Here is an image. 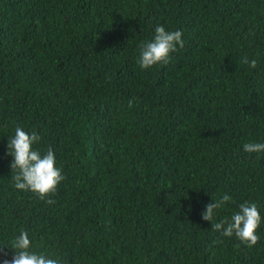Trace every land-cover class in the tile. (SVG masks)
Masks as SVG:
<instances>
[{"label": "trees", "instance_id": "trees-1", "mask_svg": "<svg viewBox=\"0 0 264 264\" xmlns=\"http://www.w3.org/2000/svg\"><path fill=\"white\" fill-rule=\"evenodd\" d=\"M158 25L184 47L142 70ZM17 126L62 169L51 205L14 186ZM252 142L264 143V0H0V264L21 230L60 264H264ZM224 194L213 223L258 206L253 248L202 219Z\"/></svg>", "mask_w": 264, "mask_h": 264}, {"label": "clouds", "instance_id": "clouds-1", "mask_svg": "<svg viewBox=\"0 0 264 264\" xmlns=\"http://www.w3.org/2000/svg\"><path fill=\"white\" fill-rule=\"evenodd\" d=\"M182 35L181 31H168L163 26H156L153 39L139 45L138 66L142 70H148L156 65H167L172 54L178 50L177 46L184 47ZM240 62L251 69L257 68L256 59L249 60L245 56ZM133 103V100H129V107H132ZM41 139L36 132L29 134L17 126L15 134L8 140V155L13 157L10 168L15 188L31 192L51 205L55 201L49 197L56 194L64 176L62 169L56 166V156L51 147L43 155L33 149V145L39 143ZM243 147L249 154L264 153V143H245ZM231 200L228 194H224L221 198L214 200V203L207 204L206 210L202 213V219L212 222V230L221 236L229 238L235 236L240 244L253 248L259 242L260 237L257 233L262 223L261 214L255 203H242L239 205V211L233 213L230 220L213 223L216 211ZM10 249L14 250L15 255L10 261L5 260L4 264H60L57 259L48 258L43 253L33 251L32 241L28 232L24 230H21L19 235L11 241Z\"/></svg>", "mask_w": 264, "mask_h": 264}]
</instances>
